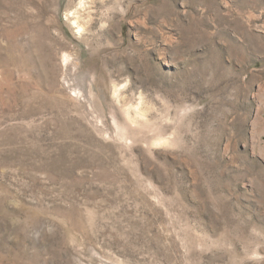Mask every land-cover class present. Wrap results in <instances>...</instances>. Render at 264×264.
<instances>
[{
	"label": "rangeland",
	"instance_id": "1",
	"mask_svg": "<svg viewBox=\"0 0 264 264\" xmlns=\"http://www.w3.org/2000/svg\"><path fill=\"white\" fill-rule=\"evenodd\" d=\"M0 264H264V0H0Z\"/></svg>",
	"mask_w": 264,
	"mask_h": 264
}]
</instances>
